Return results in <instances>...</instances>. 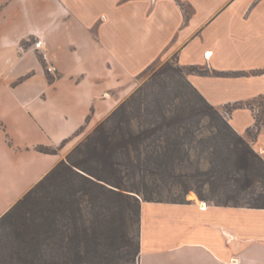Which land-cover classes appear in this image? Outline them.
<instances>
[{"label": "crops", "instance_id": "0c3cea01", "mask_svg": "<svg viewBox=\"0 0 264 264\" xmlns=\"http://www.w3.org/2000/svg\"><path fill=\"white\" fill-rule=\"evenodd\" d=\"M171 55L196 67L187 79L210 104H236L228 121L248 139L244 104L264 97V0H0V216ZM252 146L264 159V128ZM201 203L141 201L137 264H264V208Z\"/></svg>", "mask_w": 264, "mask_h": 264}, {"label": "trees", "instance_id": "16d2710c", "mask_svg": "<svg viewBox=\"0 0 264 264\" xmlns=\"http://www.w3.org/2000/svg\"><path fill=\"white\" fill-rule=\"evenodd\" d=\"M165 66L0 216L16 220L4 264H131L139 254V228L135 246L130 236L116 233L122 243L109 257L100 250L98 227L110 216L139 225L141 201L186 202L201 162L206 181L214 184L215 204L264 208V159L252 146L264 128V110L262 117L255 114L247 139L183 71ZM176 77L192 95L179 89ZM244 105L254 110L252 103ZM255 183L260 191L241 204ZM165 195L172 198L161 199Z\"/></svg>", "mask_w": 264, "mask_h": 264}, {"label": "rangeland", "instance_id": "374dc122", "mask_svg": "<svg viewBox=\"0 0 264 264\" xmlns=\"http://www.w3.org/2000/svg\"><path fill=\"white\" fill-rule=\"evenodd\" d=\"M185 10L188 11L189 8L187 6H184ZM166 65V66H165ZM167 67L168 69H172L174 71V69H179L180 71H183L184 74H186L190 69L189 68H184L182 66H180L176 60V56L175 55H171L167 58H161L158 59L156 61H154L150 66H148L137 78V87L143 83L152 73L161 70V68L163 67ZM177 80H179V83L177 82V85L179 86V89H181L182 91H186L187 93L190 94L191 89L184 86L182 83V80L180 82V79L178 77H176ZM136 87V88H137ZM135 88V89H136ZM192 95V93L190 94ZM194 97V96H193ZM196 98V97H195ZM123 101V100H122ZM263 103V104H262ZM253 106H254V111L255 114L258 117H262L263 116V110H264V98H258L256 100H254L252 102ZM230 105H225L222 108H220V110L225 114V112L230 113ZM227 115V114H226ZM227 115V116H228ZM94 129V127L92 129H87L85 126L79 131L80 134V139L79 141L65 154L64 158L66 157V155L81 141H83V139L90 133L92 132V130ZM196 161V159H195ZM199 170L195 169L194 171L196 172V176L193 177V179H191V189L184 194L183 196L185 197V199L187 200L188 198H190V195H195V199L197 200H201V201H206V202H217V196L213 194V190H214V184L206 181V175H204L202 173V171L205 170V165L204 162H201V164L197 165ZM196 168V167H194ZM260 191V184L259 183H255L253 186H251L249 189H247V191L245 193H243V199L241 204H248V202L246 201V199L250 198L251 196H255L258 194V192ZM198 192H201V195L198 194ZM139 198L140 200H142L144 198L143 194H139ZM172 197L169 196H164L161 199L163 200H170ZM16 220H2L0 221V264H4L3 263V257L6 254V252L9 250V245H10V234L12 236V231H13V225H11L12 223H14ZM138 222L131 220L130 223H128L127 221L124 222L123 220L117 218L116 216H110L108 222L103 223L102 225H100L98 227V233L100 237H102V239L100 238L101 242L103 243V247L100 249L101 251H109L108 253L111 254L109 255V257H112L113 255V250L117 247V244L119 243V241H117V237L118 234L123 233L124 235H128L131 238V243L135 246L136 243H138ZM118 233V234H116ZM122 243V242H120ZM119 243V244H120ZM136 254V253H135ZM137 259H138V255H135V261L132 262L131 264H137Z\"/></svg>", "mask_w": 264, "mask_h": 264}, {"label": "built area", "instance_id": "2783aa9c", "mask_svg": "<svg viewBox=\"0 0 264 264\" xmlns=\"http://www.w3.org/2000/svg\"><path fill=\"white\" fill-rule=\"evenodd\" d=\"M30 48L40 56L41 60L45 63V66L50 73H54L56 71V66L53 63L54 59L48 50V43L44 37L36 36L32 40ZM225 114L228 115L227 112H225ZM202 203V207L205 208L206 201H202Z\"/></svg>", "mask_w": 264, "mask_h": 264}, {"label": "bare ground", "instance_id": "6f19581e", "mask_svg": "<svg viewBox=\"0 0 264 264\" xmlns=\"http://www.w3.org/2000/svg\"><path fill=\"white\" fill-rule=\"evenodd\" d=\"M190 198H193V199H195V195H190ZM203 203H201V205H202Z\"/></svg>", "mask_w": 264, "mask_h": 264}]
</instances>
